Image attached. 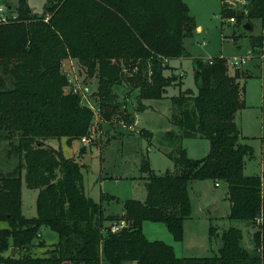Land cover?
<instances>
[{"label":"trees","instance_id":"16d2710c","mask_svg":"<svg viewBox=\"0 0 264 264\" xmlns=\"http://www.w3.org/2000/svg\"><path fill=\"white\" fill-rule=\"evenodd\" d=\"M232 1L243 5L232 9ZM17 8L18 17L0 22V140L8 143V155L18 157L12 171L0 172V221L7 223L0 227V264H264L262 183L260 176L244 173L253 150L242 141L236 122L245 106L244 73L229 72L226 58L192 59L196 90L186 88L170 97L169 120L178 128L166 135L174 145L169 155L173 170L158 175L142 162L145 198L126 200L119 216H105L102 205L84 193L82 165L46 143L62 137L70 143L89 134L92 124L91 110L64 90L61 62L66 57L77 58L97 78L99 107L107 121L114 115L133 124L115 102L113 84L129 82L138 89L139 102L164 96L176 82L164 75L163 60L187 54L182 40L196 27L184 2L46 0V16L32 15L25 0ZM220 13L237 22L259 20L261 33L250 42L252 49L261 48L264 0H221ZM129 58L139 64L124 79L121 60ZM197 136L207 138L210 148L203 158L191 159L180 140ZM22 173L26 185L38 191L31 218L21 212ZM207 179L226 185L227 218L251 221L245 229L255 228L250 238L244 241L243 229L228 222L216 253L177 257L170 245L144 236L142 224L151 221L181 240L183 221L190 215V183ZM118 220L125 225L112 232L106 222ZM42 225L54 230L59 241L37 255L33 240ZM209 232L216 235L212 226Z\"/></svg>","mask_w":264,"mask_h":264},{"label":"rangeland","instance_id":"374dc122","mask_svg":"<svg viewBox=\"0 0 264 264\" xmlns=\"http://www.w3.org/2000/svg\"><path fill=\"white\" fill-rule=\"evenodd\" d=\"M25 1L32 15H47L44 12L46 0ZM182 1L195 19L196 27L182 40L187 54L163 60V64L167 66L164 75L175 77L173 81L176 83L166 88L161 99H143L140 102L137 97L138 89L131 88L126 80L111 86L115 102L121 105L120 110L129 114L133 124L136 120L131 129L125 121L116 119L114 115L108 121L102 117L98 80L95 76L88 75L87 68L77 58L69 56L61 62V71L67 79V85L64 87L66 93L74 94V87L89 88L87 99L92 107V124L89 134L84 135L88 140L86 144L81 142L80 138L67 143L64 137L50 138L46 143L59 149L65 158H73L82 165L84 193L102 205L105 216L122 214L123 204L128 199L144 200L146 189L143 177L146 174L140 171L142 162L158 175L173 170L169 155L174 145L169 143L166 135L171 131L176 132L178 128L169 120L172 112L170 97L186 88L196 90L193 58L209 60L223 57L226 58L229 72L232 73L236 69L243 71L240 82L244 86L245 106L238 113L236 120L240 126L242 141L253 150V157L245 159L244 172L246 175L260 176L261 193L264 196V40L259 49H252L250 42L252 36L261 33L260 22L257 19L250 22L242 19L237 22L232 17L223 18L220 13L221 0ZM229 4L236 10L243 2L232 1ZM18 5L19 0H0V7L4 9L3 13L7 17H18ZM245 24L249 25V29H244ZM233 57L245 59L239 68L230 65ZM138 64L137 59H122L123 78L132 77ZM78 93L83 97L80 90ZM180 144L185 155L191 159L203 158L210 148L209 140L199 136L182 138ZM8 150V143L0 140L2 173L12 171L18 163V157L8 155ZM191 183L190 215L183 221L181 240H175L164 224L144 221L142 232L148 240H158L170 245L177 257H201L216 253L222 244L220 234H210V226L215 229L223 228L229 222L232 226L243 229L244 241L251 237L255 228L245 230L248 227H244V223L227 218L229 202L224 197L227 190L224 183L219 182V187H215V182L210 179L195 180ZM37 192L26 185L22 173L21 212L27 218L36 216ZM106 196L113 199H105ZM113 223L106 222L110 226ZM6 226V222L0 221V227ZM38 240L43 243L41 246L38 245ZM58 241V234L49 226L42 225L40 237L33 240L32 248L37 255L45 254L46 250Z\"/></svg>","mask_w":264,"mask_h":264},{"label":"built area","instance_id":"2783aa9c","mask_svg":"<svg viewBox=\"0 0 264 264\" xmlns=\"http://www.w3.org/2000/svg\"><path fill=\"white\" fill-rule=\"evenodd\" d=\"M4 9L2 7H0V22H5L8 20V17L4 15ZM244 58L243 57H240V58H237V57H233L231 59V61L229 62L231 66H233L234 68H239V66L244 62ZM75 89L73 90L74 91V94H77L80 98V101L82 102V104L87 107L88 109H91V105L89 104V100L87 99V94H88V91H89V88L88 87H83L82 89H79L77 87H74ZM78 90H80V92L83 94V97L81 96L80 97V94L78 93ZM84 102V103H83ZM133 124L132 125H129L128 127H130V129L132 128ZM81 142H83L84 144H86L88 142V140L86 139L85 136L81 137L80 138ZM215 186H219V182H215L214 183ZM260 219H258L257 221H259ZM125 223L123 221L119 222V223H116L114 222L110 229L112 232L114 231H117L121 226H124Z\"/></svg>","mask_w":264,"mask_h":264},{"label":"water","instance_id":"95a60500","mask_svg":"<svg viewBox=\"0 0 264 264\" xmlns=\"http://www.w3.org/2000/svg\"><path fill=\"white\" fill-rule=\"evenodd\" d=\"M243 27H244V29H249V25L248 24H245ZM244 224H245L244 227H248V226L251 225V221H246ZM15 252H16V249L15 248H12L10 250V254H14Z\"/></svg>","mask_w":264,"mask_h":264},{"label":"crops","instance_id":"0c3cea01","mask_svg":"<svg viewBox=\"0 0 264 264\" xmlns=\"http://www.w3.org/2000/svg\"><path fill=\"white\" fill-rule=\"evenodd\" d=\"M174 79H175V77H174ZM244 99H245V94H244ZM240 112V111H239ZM238 112V113H239ZM238 113H237V115H236V118H237V116H238ZM236 122H237V120H236ZM135 123H136V120H135ZM134 123V124H135ZM238 123V122H237ZM133 124V125H134ZM245 173V172H244ZM195 181V180H194ZM193 182V181H192ZM192 183H190V185H191ZM215 186V185H214ZM220 186V185H219ZM219 186H215V187H219ZM189 188H190V186H189ZM225 198H226V194H225V196H224ZM262 197L264 198V196L262 195ZM227 199V198H226ZM228 200V199H227ZM229 202V201H228ZM229 207H230V203H229ZM109 215V214H108ZM111 215V214H110ZM229 224V223H228ZM230 225V224H229ZM249 227V226H248ZM218 229H220L219 230V232H218ZM218 229H216V235L218 236L219 235V233L221 232V230H222V228H218Z\"/></svg>","mask_w":264,"mask_h":264}]
</instances>
